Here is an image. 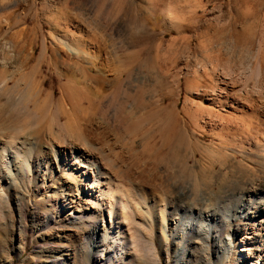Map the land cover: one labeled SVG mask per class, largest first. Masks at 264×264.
<instances>
[{
    "label": "rangeland",
    "instance_id": "1",
    "mask_svg": "<svg viewBox=\"0 0 264 264\" xmlns=\"http://www.w3.org/2000/svg\"><path fill=\"white\" fill-rule=\"evenodd\" d=\"M4 62L16 70L7 94L32 96L26 105L40 141L63 135V104L82 114L76 117L87 109L114 165H105L108 186L118 190L119 201L133 191L141 196V213L124 209L125 236L147 249L153 243L156 264H227L214 244L204 259L198 250L184 257L180 230L170 234V220L183 229L199 214L240 216L251 192L264 197V186L253 190L248 183L264 178V0H0ZM67 64L71 78L55 68L65 71ZM221 96L226 101L217 103ZM6 134L1 138L13 139ZM29 200L38 202L31 211L54 210L39 198ZM155 200L167 205L163 245ZM149 210L158 220L152 227ZM18 215L5 209L0 216V264H62L53 256L64 247L76 251L74 264H88L82 226L76 237L75 228L58 220L33 227L29 214ZM243 221H232V228ZM218 230L220 240L237 243L233 232ZM239 250L233 247V259ZM133 253L117 264H139Z\"/></svg>",
    "mask_w": 264,
    "mask_h": 264
},
{
    "label": "bare ground",
    "instance_id": "2",
    "mask_svg": "<svg viewBox=\"0 0 264 264\" xmlns=\"http://www.w3.org/2000/svg\"><path fill=\"white\" fill-rule=\"evenodd\" d=\"M8 53L12 55V53ZM6 62L0 64V73L4 74V78L0 79V132L9 133L13 139L5 141L1 137L6 133L2 136L0 134V216L5 209L9 211L13 209L21 218L29 214L33 227L37 226L42 219L50 223L58 220L66 226L75 228L74 235L76 237L79 235L78 230L81 229L79 226H82L83 231H87L89 239L86 249L88 264H117L124 261L125 255L129 251L134 252L135 258L139 259V264H156L153 257H157V254L153 243H149V249H147L141 246L140 242L142 241L139 242L138 238L125 236L123 232L120 220L124 218V215H127L126 212L128 213L129 208L136 214L142 212L139 207L141 196L140 194L136 195L133 191L128 193L126 201H119L118 190L110 188V184L108 186V173L105 165L111 168L114 165L107 160L103 147L99 146L101 136L91 128L92 119L91 115L88 116L87 109L85 110L87 113L84 111V116L76 117V115L82 114H77V109L75 108V111L71 103H69L70 108L63 104L68 115L66 123L59 124L58 127L63 135L58 137L57 143L52 140L49 142L40 141L38 135L32 132L36 125V116L29 112L26 105L32 98L31 94L28 92L19 98L7 94V88L15 77L16 70L13 69L14 67L11 70L13 65H8V67ZM56 64H58L57 61ZM69 65L67 64L64 68L65 71L56 66L55 68L60 74L71 78L73 68ZM259 75L260 69L257 67L254 76L257 78ZM225 85L228 87L229 83ZM222 100L226 101V98L221 96L217 103ZM228 104L236 108L235 103L228 101ZM60 172L68 174V180L60 178ZM116 174L123 176L117 172ZM241 177L243 178V176ZM242 178L240 182H242ZM248 183L253 190H256V187L264 186V178H251ZM4 188L7 189L8 194ZM108 194L112 196L111 202L105 201ZM253 195L249 196L246 205L241 208L240 216L231 212L223 219L217 215V211L205 216L199 214L193 218L194 222L184 224L183 229H179L180 221L171 219V225H174H172L173 228H170V234H173L175 230H180V236L177 238L179 237L182 242L180 249L183 256L192 255L193 251L198 250L197 252L202 255L201 258L204 259L211 250V244H214L215 250H218L223 262H227V264L228 262H232V264H264V197L258 199V196H255L257 194ZM31 196L39 198L43 204L48 203L52 208L50 210L54 208L55 211L45 215L36 210L31 211V207H36L38 204L36 200L27 201V198ZM88 196L95 199L93 203L90 201L80 202L82 197ZM162 202L161 206L155 200L153 205L158 207L159 204V220L162 222L160 223L162 225H159L161 245L166 242L168 217L167 205L164 200ZM118 205L122 208L121 210ZM198 205L200 204L198 203ZM93 206H98L101 209H95ZM203 207L200 208L203 209ZM148 213L150 218L147 219V225L152 227L154 224H158V220L153 221L154 215L150 210ZM234 220H245L246 222L243 221L232 228L231 223ZM220 228H226L227 234L233 232L237 243H233L231 239L220 240L218 238V229ZM241 233V239L237 238L241 236ZM194 235L196 237L190 238ZM201 236L203 238H200ZM67 237L73 238V236ZM140 239L142 240V237ZM238 241L242 244L238 245ZM233 247H240L237 252L239 258L233 259ZM64 248L65 252L64 250L54 252L53 260L62 264H68V262L74 264L77 258L76 251L70 252L67 247ZM24 252L25 249H22L21 253ZM230 258H232L231 261H229Z\"/></svg>",
    "mask_w": 264,
    "mask_h": 264
}]
</instances>
